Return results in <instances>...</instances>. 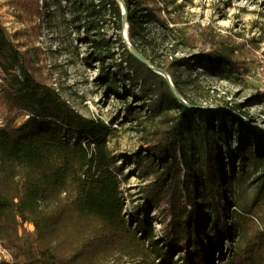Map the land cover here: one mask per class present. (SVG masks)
Returning a JSON list of instances; mask_svg holds the SVG:
<instances>
[{"label":"trees","instance_id":"1","mask_svg":"<svg viewBox=\"0 0 264 264\" xmlns=\"http://www.w3.org/2000/svg\"><path fill=\"white\" fill-rule=\"evenodd\" d=\"M7 1L20 19L42 17V0ZM66 1L80 23L77 32L102 63L103 83L124 100L127 122L141 128L144 148L132 155L140 185L134 195L127 189L121 155L110 147L118 137L113 126L76 111L48 84L36 55L19 44L23 32L11 35L0 23V244L13 258L0 264H123L138 241L159 264H209L216 247L244 233L250 206L243 192L252 173H264V132L247 124L241 104L183 106L168 81L129 50L117 0ZM123 1L130 45L165 71L190 105L202 106L184 89L196 65L239 69L238 49L215 39L204 42L197 61L157 55L146 25L171 31L162 13L171 15L176 0ZM107 20L117 48L101 32ZM174 32L179 45L190 44L179 28ZM108 61L117 71L106 70ZM128 95L140 105L128 103ZM263 188L264 177L258 192ZM136 200L137 211L128 212ZM263 240L239 252L251 256ZM177 252L183 254L174 260ZM239 252L233 257L241 260Z\"/></svg>","mask_w":264,"mask_h":264},{"label":"rangeland","instance_id":"2","mask_svg":"<svg viewBox=\"0 0 264 264\" xmlns=\"http://www.w3.org/2000/svg\"><path fill=\"white\" fill-rule=\"evenodd\" d=\"M46 2H40V19H20L7 0H0V23L11 35L23 32L19 44H24L26 49L36 55L39 65L44 67L43 74L48 84L76 111L86 118L98 119L113 126L118 137L111 141L110 147L116 155H121L119 165L129 175L127 189L134 195L138 192L140 179L135 173L136 161L132 160V155L144 148L141 128L127 122L124 100L115 95L108 84L103 83L102 63L90 41L84 39V33L77 32L75 26L80 23L72 20L74 12L66 9L67 1ZM170 9L171 15L164 12L162 15L170 19L168 28L171 31L158 24L146 25L157 55L174 53L177 57H192L197 61L207 39H215L218 44L224 43L238 49L234 61L239 64V69L219 65L215 66L217 70H206L196 65L191 74L192 83L184 87L187 96L204 107L218 110H225L226 102L229 105L241 104L242 112L250 119L247 124L263 133L264 0H176ZM177 28L189 39L190 44H178V33L174 32ZM101 32L110 40V47L117 48V33L108 20ZM113 50L119 63L118 51ZM105 65L107 71H117L112 68L110 61ZM125 98L132 105H140L132 95ZM225 149L229 150L228 142H225ZM263 177L264 173H252L247 181L246 192H243L250 206L249 214L242 219L244 233L241 232L234 239V244L224 241L222 247H216L213 259L210 254L209 264H249V259H254L256 264H264V240L251 256L239 252L259 243L258 237L264 238V233L259 234L260 231L264 232V188L258 192ZM137 206L138 200L128 204V212L135 213ZM151 217L156 231L161 232L163 226L160 219L155 215ZM26 227L34 230L31 225ZM136 247L137 250L123 257V264H159L156 256L150 249L143 247L141 241L136 243ZM237 252L243 257L241 260L233 257ZM8 253L11 256V252ZM181 254H174V260ZM10 256L7 259L1 257L0 262L12 263L13 258Z\"/></svg>","mask_w":264,"mask_h":264},{"label":"water","instance_id":"3","mask_svg":"<svg viewBox=\"0 0 264 264\" xmlns=\"http://www.w3.org/2000/svg\"><path fill=\"white\" fill-rule=\"evenodd\" d=\"M118 3H120V6L122 8V11H123V17H124V29L127 28V9H126V5L124 3L123 0H117ZM127 31V30H126ZM125 31V32H126ZM125 37H124V41L125 43L128 45V48L130 51H132V53L142 62L144 63L145 65H147L149 67V69H151L152 71L162 75L169 83L174 95L176 96L177 99H179V102L187 107V108H192V109H199V110H202V109H206V108H210V107H204V106H192L190 105L188 102H186V100L183 99V97L176 91L173 83H172V80L170 78V76L163 70L155 67V66H152L142 55H140L137 51L134 50V48L130 45L129 41H128V35H127V32L124 34ZM212 109V108H211Z\"/></svg>","mask_w":264,"mask_h":264},{"label":"built area","instance_id":"4","mask_svg":"<svg viewBox=\"0 0 264 264\" xmlns=\"http://www.w3.org/2000/svg\"><path fill=\"white\" fill-rule=\"evenodd\" d=\"M1 80V79H0ZM1 84H2V80H1ZM2 125V120L0 118V126ZM3 257L4 259H7L9 257V255L6 254L4 248L2 247V245L0 244V258Z\"/></svg>","mask_w":264,"mask_h":264},{"label":"bare ground","instance_id":"5","mask_svg":"<svg viewBox=\"0 0 264 264\" xmlns=\"http://www.w3.org/2000/svg\"><path fill=\"white\" fill-rule=\"evenodd\" d=\"M0 84H1V80H0ZM6 254L9 255L8 251L6 249H4ZM10 256V255H9ZM11 257V256H10Z\"/></svg>","mask_w":264,"mask_h":264}]
</instances>
